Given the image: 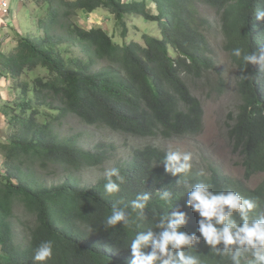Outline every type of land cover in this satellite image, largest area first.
Segmentation results:
<instances>
[{"label":"trees","instance_id":"trees-1","mask_svg":"<svg viewBox=\"0 0 264 264\" xmlns=\"http://www.w3.org/2000/svg\"><path fill=\"white\" fill-rule=\"evenodd\" d=\"M32 2L37 36L19 35L12 52H0V73L12 75L14 89L20 92L12 115L3 113L12 135L0 145L6 170L0 173V264H38L34 250L45 241L53 243V255L45 264H130L128 246L136 233L151 230L158 235L163 231L157 227L161 219L174 212L186 214L181 230L197 235L196 243H202L201 218L187 205L188 190L197 183L210 185L213 192L232 190L264 202V183L249 193L216 168H210L209 176L193 166L187 174L173 176L162 163L166 152L151 145L116 166L124 182L117 181L120 190L111 195L104 191L105 177L81 187L72 175L51 186L40 175L58 168L81 172L108 160L106 145L88 151L80 146L83 133L61 134L59 129L70 120L139 138L185 139L203 133L204 105L193 93L198 85L191 82L204 80L217 67L207 37L210 23L201 8L215 12L224 49L239 77H247L237 82L240 104L237 114L229 116L233 150L242 159L246 179L264 174V72L231 55L235 47L245 52L264 47V22L255 18L264 0ZM152 4L156 14L148 10ZM98 11L114 16L112 36L102 27L84 29L74 21L81 12ZM131 16L158 24L160 36L144 34L142 43L116 42L118 31L123 39L128 37ZM66 45L81 55L67 58L62 53ZM38 67L47 69L49 76L22 79ZM211 88L221 94L225 80L220 76ZM165 190L171 193L168 201L161 199ZM144 193L150 194L145 208L132 209V202ZM114 207L129 214L128 227L105 226Z\"/></svg>","mask_w":264,"mask_h":264},{"label":"rangeland","instance_id":"rangeland-1","mask_svg":"<svg viewBox=\"0 0 264 264\" xmlns=\"http://www.w3.org/2000/svg\"><path fill=\"white\" fill-rule=\"evenodd\" d=\"M30 1L32 6L33 2L32 0ZM26 5L27 7L30 6L27 2ZM35 9L36 6L34 10ZM148 10L151 13H157L156 6L153 4L150 5ZM201 12L210 23V26L207 27V37L213 48L217 67V72H210L204 80L191 82L198 85L197 87L193 86L195 88L193 89V93L204 105L205 126L203 133L199 136L185 139H165L163 137L139 138L126 136L108 128L97 129L86 127L77 120H70L59 129L64 137L81 132L83 133V137L80 140V146L83 149L95 152L97 146L106 145L109 151V158L105 160L103 164L82 170L81 172L73 170L68 172L61 168L49 170L47 172L41 171L40 175L43 182L50 186L59 185L72 175L79 180L81 187L92 186L105 177L104 174L106 170L113 167L116 168L119 164L131 161L135 150L151 145L165 152L169 150H179L181 152L191 153L192 166L206 176L210 175V168H216L219 170L220 174L228 176L237 182H241L245 188L251 191L264 183V174H258L250 179H246V171L241 164L242 159L239 154L234 152L230 142L229 130L233 122L229 119V116L231 113H233L234 116L237 114L238 105L240 104L237 92V82L240 77L238 75V69L231 61L228 52L224 49L225 39L221 33L219 18L215 12L209 8H201ZM19 21L21 29L23 31L26 30L28 26L27 21H22L20 18ZM74 21L78 26L84 29L102 27L111 36L116 29V20L114 16L108 15L104 11H98L94 14L81 12L74 18ZM127 22L129 29L128 37L123 39L121 32H116L114 40L118 43L131 40L142 43L141 39L144 34L160 36L159 26L156 23L146 22L140 17L132 16L127 17ZM36 30L37 23L34 31L30 32V35L36 37ZM40 35L42 34L40 33ZM13 38H10L11 41L1 48L0 52L3 55H8L18 46V39ZM62 53L64 56H67V58L81 55L79 50L71 45L64 46ZM48 76L49 73L47 69L38 67L31 72H26L22 79L33 80L35 77ZM220 76L226 83V88L221 94L216 89L212 90L211 88L212 86L218 85ZM0 80H2V84L0 85V119H4L5 121V129L2 132L4 142H0L1 145L2 143H8L12 135V131L9 129L7 123L8 118L5 119L3 113L8 110L12 115V108L15 107L19 101L18 96L20 92L14 89L16 79L12 75L0 73ZM29 97L33 98V94H30ZM0 155L3 157L1 151ZM2 172L6 174L4 168Z\"/></svg>","mask_w":264,"mask_h":264},{"label":"clouds","instance_id":"clouds-1","mask_svg":"<svg viewBox=\"0 0 264 264\" xmlns=\"http://www.w3.org/2000/svg\"><path fill=\"white\" fill-rule=\"evenodd\" d=\"M255 18L264 22V8L256 10ZM231 55L245 65L259 66L264 72V47L250 52L235 47ZM240 78L247 79L243 75ZM191 160L189 152L169 150L162 163L165 171L175 176L190 172ZM104 175V191L109 195L119 192L117 181L124 182L120 170L113 167ZM170 195L165 190L161 199L168 201ZM187 195V205L201 218L198 231L204 242L196 243L197 235L182 231L186 214L174 212L171 217L161 219L157 227L163 231L158 235L151 230L136 233L128 246L133 257L130 264H264V202L254 196L245 198L232 190L213 192L206 183L195 184ZM149 199L148 193L139 195L132 202V209L143 210ZM121 223L128 227L132 221L125 210L114 207L104 224L114 227ZM149 246L151 251L146 252ZM52 255L53 243L45 241L34 250L33 260L45 264Z\"/></svg>","mask_w":264,"mask_h":264},{"label":"crops","instance_id":"crops-1","mask_svg":"<svg viewBox=\"0 0 264 264\" xmlns=\"http://www.w3.org/2000/svg\"><path fill=\"white\" fill-rule=\"evenodd\" d=\"M26 2L29 3V7H27ZM11 7L13 9V17L8 21V33L10 35V38L12 39H17L19 35L24 36H30V32L34 31L36 21L34 20L33 17V12L35 6L32 4L31 6V1L30 0H11ZM20 20L27 21V29L22 30L20 26ZM0 80V85L2 84ZM6 119V117H4ZM4 121V119H2ZM5 122V121H4ZM0 142H4V137L0 139ZM3 168H4V158L1 157L0 155V173H3ZM5 169V168H4Z\"/></svg>","mask_w":264,"mask_h":264},{"label":"built area","instance_id":"built-area-1","mask_svg":"<svg viewBox=\"0 0 264 264\" xmlns=\"http://www.w3.org/2000/svg\"><path fill=\"white\" fill-rule=\"evenodd\" d=\"M12 12L11 0H0V50L11 41L8 33V21L13 17ZM4 125V121L0 119V139L3 137Z\"/></svg>","mask_w":264,"mask_h":264},{"label":"bare ground","instance_id":"bare-ground-1","mask_svg":"<svg viewBox=\"0 0 264 264\" xmlns=\"http://www.w3.org/2000/svg\"><path fill=\"white\" fill-rule=\"evenodd\" d=\"M149 4V3H148ZM5 126V125H4ZM5 129V128H4Z\"/></svg>","mask_w":264,"mask_h":264}]
</instances>
